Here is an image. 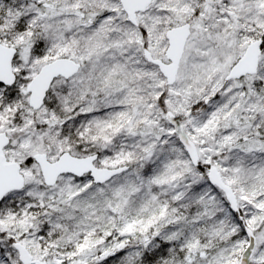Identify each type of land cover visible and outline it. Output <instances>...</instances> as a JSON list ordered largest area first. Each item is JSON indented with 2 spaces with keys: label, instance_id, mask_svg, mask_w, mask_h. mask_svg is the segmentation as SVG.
I'll return each instance as SVG.
<instances>
[{
  "label": "snow or ice",
  "instance_id": "snow-or-ice-1",
  "mask_svg": "<svg viewBox=\"0 0 264 264\" xmlns=\"http://www.w3.org/2000/svg\"><path fill=\"white\" fill-rule=\"evenodd\" d=\"M0 264H264V0H0Z\"/></svg>",
  "mask_w": 264,
  "mask_h": 264
}]
</instances>
